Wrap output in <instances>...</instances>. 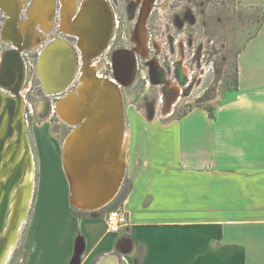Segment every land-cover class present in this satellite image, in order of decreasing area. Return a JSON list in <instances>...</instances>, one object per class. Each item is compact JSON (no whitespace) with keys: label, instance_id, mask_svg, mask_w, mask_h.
I'll list each match as a JSON object with an SVG mask.
<instances>
[{"label":"crops","instance_id":"0c3cea01","mask_svg":"<svg viewBox=\"0 0 264 264\" xmlns=\"http://www.w3.org/2000/svg\"><path fill=\"white\" fill-rule=\"evenodd\" d=\"M236 86L212 113L126 119L125 175L103 208L73 212L60 169H43L29 264H264V18L237 55ZM112 208L128 219L118 234Z\"/></svg>","mask_w":264,"mask_h":264},{"label":"rangeland","instance_id":"374dc122","mask_svg":"<svg viewBox=\"0 0 264 264\" xmlns=\"http://www.w3.org/2000/svg\"><path fill=\"white\" fill-rule=\"evenodd\" d=\"M85 1L77 0L76 6L80 8ZM106 1L115 27L110 49L104 51L98 60L99 64L102 61L106 63L100 73L114 79L111 55L120 48L135 50L139 65L135 79L121 85L125 98L126 129V119L134 117L174 119L197 107L213 109L228 92L236 89L237 55L258 31L264 18L263 9L242 6L236 0ZM34 2L27 0L19 14L18 27L23 34H26V21L30 20ZM161 3L163 6H160ZM62 12L63 0H55V9L51 13L53 24L48 28L37 24L33 45L20 52L26 66L20 94L24 122L36 163V184L28 217L21 226L16 244L9 247L10 256L8 254L4 264H29L25 247L28 238L30 248L33 250L36 247L32 220L40 211L43 169L50 173L51 168H59L66 181L67 196L70 192L62 148L66 136L76 125L67 124L59 117L57 104L61 97L77 91L82 74L79 70L66 90L51 94L45 90L37 67L43 49L57 37L69 41L74 49L77 46L74 36L62 32ZM8 19V13L0 5V59L9 49H17V44L3 38ZM98 69L100 71L99 66ZM71 208L77 212L74 205Z\"/></svg>","mask_w":264,"mask_h":264},{"label":"bare ground","instance_id":"6f19581e","mask_svg":"<svg viewBox=\"0 0 264 264\" xmlns=\"http://www.w3.org/2000/svg\"><path fill=\"white\" fill-rule=\"evenodd\" d=\"M26 1L0 0V5L9 15L5 30H3V38L17 44L18 52L33 45L37 24L46 28L53 24L51 13L55 9V0H35L30 10V20L26 21V34H23L19 30L18 22L19 14ZM76 2L77 0H63L62 32L79 39V47L85 55L86 63L84 64L86 65L83 68L77 91L62 97L57 104V111L65 123L76 125L66 136L62 148L64 168L71 193L70 199L81 209L94 210L92 207H95V197L98 198V206L106 203L105 194L110 189L117 170V166L112 164L104 174L106 180L104 185H99V181L92 171L94 156L99 152L101 146L105 150H109L108 148L111 146V153H106L103 156V161L113 160L118 165H124L127 162L125 154V98L119 82L115 79L102 77L96 73L97 69L92 64V60L105 50L111 38L113 18L109 4L105 0H86L78 8ZM90 5L93 6V9ZM143 42L145 43V36ZM75 52L73 45L61 37H57L44 48L37 67L47 92L59 94L72 84L77 75L78 65ZM130 55L132 56L133 52ZM134 56L135 53L131 59L120 52L115 59V73L123 85L131 83L136 76ZM20 67V64L9 65L8 60H5L0 72V74L2 73L0 80L13 83L5 87L0 82V114L4 113L0 124V141L4 140L3 143L1 142L3 145H0V204L4 195V191L1 189L2 184L6 183L19 163L25 162L26 167L22 181L14 187L8 201L5 226L0 232V240L4 238V246H7L4 252L2 250L0 253V264L6 263L9 247H13L17 242L21 226L28 217L36 184V163L24 122L20 92L17 93L25 76V71L16 74ZM15 69L16 81L11 79ZM108 83L114 87L110 89L111 87L107 86ZM14 85L18 87L13 88ZM10 89H13L15 94L12 95L4 91ZM60 90L62 91L59 92ZM16 108L19 109V113L17 117H14L17 113ZM84 115L86 116L82 120ZM10 130H12V135L8 136ZM92 132H95L96 135H93ZM98 135L100 138H97ZM80 137H86V140L82 138L79 142ZM81 147L82 149H80ZM114 258L116 264H119L118 259ZM103 264H112V262Z\"/></svg>","mask_w":264,"mask_h":264},{"label":"water","instance_id":"95a60500","mask_svg":"<svg viewBox=\"0 0 264 264\" xmlns=\"http://www.w3.org/2000/svg\"><path fill=\"white\" fill-rule=\"evenodd\" d=\"M90 6L92 7L91 9H93V6L92 5H90ZM111 16L113 18V14L112 13H111ZM107 28H109V25H107ZM93 34L95 36V33H93ZM101 41H102V39H101ZM75 51H76V49H75ZM119 52H123L125 56H129L131 59H133L132 56L130 55L129 50H120ZM13 57H15L16 60H14ZM115 59H116V57L114 56V64H115ZM5 60H8L9 65L10 64L11 65H14V64L15 65L16 64H20L21 65V62H22L21 61V57H20V53L18 52V50L16 51L15 49H11V50L6 51V53L4 54V56L2 58V64L5 63ZM1 67H2V65H1ZM15 73H16V69L13 70V74L11 75L12 76L11 79H14V81H16V74ZM4 77H5V74H4ZM115 81L119 82V85L120 86L123 85V83L120 81V79L118 78V76H117L116 73H115ZM1 82H2V85L5 86V87L10 86L11 84H13V83H7V82H5L3 79H1ZM107 86H110L111 87L110 89H112L114 87V86H112L109 83H108ZM97 88H99V86H97ZM19 90L17 91V93L20 92ZM61 91L62 90H60L59 92H61ZM11 93H13V92H11ZM117 95H118V93H117ZM85 116L86 115H84L81 119L84 120V117ZM3 117H4V113H1L0 114V124L2 123ZM92 134L93 135H96L95 132H92ZM11 135H12V130H10L8 136H11ZM82 138H83V140H86V137H80L79 142H81ZM97 138H100V136L98 135ZM90 139H91V136H90L89 140ZM1 142L3 143L4 140H1L0 141V145H3ZM110 147L111 146H109V148H108L109 150H105L101 146V149L94 156V159H93L94 165H93L92 171L94 172L95 177L99 181V185H104V182L106 181L104 179V174L106 173L107 169L110 168L112 164H114V165L117 166V170L115 171L114 181L112 182V184L110 186V189L107 190L106 191V194H105V200H107L106 203L103 204L102 206H98L97 203L99 201H98V198L95 197L96 198L95 199V202H96L95 203V207H92L94 209L103 208V207L107 206L114 199V197L116 196V194H117V192H118V190L120 188V185L122 183V180L124 178V175H125L126 164H124V165H122V164L121 165H118V163L116 161H113V160L112 161L110 160V161H107V162L105 160L103 161V158H104L103 156L106 153H108V152L111 153V148ZM80 149H82V147ZM80 153H81V151L79 152V154ZM83 159H85V158H83ZM25 168H26L25 167V162L19 163L14 168L13 173L7 179L6 183L2 184V186H1V189L4 191V195H3L2 202L0 204V232L3 230V228L5 226L6 216H7V213H8V201H9V198H10V194H11L12 190L14 189V187L18 186L20 184V182L22 181L23 175H24V172H25ZM68 177L70 179V176H68ZM71 202H72V204L74 206L79 207V206H77L72 201V199H71ZM3 239L0 240V253L3 250V248H4V240ZM114 257H116L118 259V257L115 254H106L105 256H103L102 258H100L96 264H103L104 262H112V264H116ZM118 261H119V259H118ZM119 264H120V262H119Z\"/></svg>","mask_w":264,"mask_h":264},{"label":"flooded vegetation","instance_id":"af4514ba","mask_svg":"<svg viewBox=\"0 0 264 264\" xmlns=\"http://www.w3.org/2000/svg\"><path fill=\"white\" fill-rule=\"evenodd\" d=\"M106 1V0H105ZM155 3H156V0H155ZM154 3V4H155ZM160 6H163V3H161L160 4ZM80 7H81V5H80ZM112 7V6H111ZM154 8V5L151 7V9H153ZM150 12H151V10H150ZM150 17V14H149V16L147 17V19L145 20V24H146V22H148V18ZM142 20H143V18H142ZM62 23H63V19H62ZM115 25V20H114V23H113V27H115L114 26ZM147 30V29H146ZM114 32V29L112 30V34H114L113 33ZM111 34V38H110V40H109V43H108V45L106 46V48H105V50H103L102 51V53L100 54V55H98L97 57H95L93 60H92V64L94 65V66H97V67H95L97 70H96V73H98V74H100V75H102L100 72L103 70V68H102V66L104 65H106V63L104 62V61H102V63H98V60H100L99 59V57H101L108 49H110V44H111V42H112V39H113V35ZM73 38H75L76 39V42H77V46H75V49H76V53H77V60H78V65H77V73H78V71L80 70V72H81V74L83 73V68H84V66L86 65V64H84V63H86V61H85V55H84V53L80 50V48H79V42H78V38L76 37V36H74ZM147 38H149V32H148V30H147ZM17 46V45H16ZM9 50H11V49H9ZM16 50V49H15ZM120 50H129V49H126V48H120V49H117L116 51H114L113 53H112V55H111V64H112V72H113V75H114V79H115V66H114V56L115 57H117L118 55H119V51ZM17 51V50H16ZM105 51V52H104ZM130 52L132 51L133 52V55H134V51L133 50H129ZM78 52H80V54L78 53ZM131 52V53H132ZM20 53V52H19ZM130 53V54H131ZM116 54V55H115ZM132 55V56H133ZM20 57H21V67L18 69V71H17V73L16 74H19V73H24V71L26 72V66H25V62H24V60H23V58H22V56H21V54H20ZM2 58H3V56H2ZM15 58V57H14ZM134 59H135V66H136V69H137V73H138V69H139V65H138V59H136V55L134 56ZM14 60H16V58L14 59ZM0 61L2 62V59H0ZM127 62V61H126ZM98 63V64H97ZM4 64V63H3ZM3 64H1L2 66H3ZM1 65H0V72H1V70H2V67H1ZM98 66L100 67V71H99V69H98ZM1 76H2V73L0 74V78H1ZM102 76H104V75H102ZM105 77V76H104ZM105 78H107L108 79V77H105ZM109 79H112V78H109ZM135 79V78H134ZM133 79V80H134ZM132 80V81H133ZM0 82H1V80H0ZM15 87H18L17 85H14V87L13 88H15ZM9 92L11 93V92H13V93H11L12 95L13 94H15V92L13 91V89L11 90H9ZM20 96H21V94H20ZM22 100V99H21ZM16 112V114H15V116L14 117H17V115H18V113H19V109L17 110V108H16V110H15Z\"/></svg>","mask_w":264,"mask_h":264},{"label":"built area","instance_id":"2783aa9c","mask_svg":"<svg viewBox=\"0 0 264 264\" xmlns=\"http://www.w3.org/2000/svg\"><path fill=\"white\" fill-rule=\"evenodd\" d=\"M107 227L109 232L118 234L127 225V215L120 208H112L107 212L106 216Z\"/></svg>","mask_w":264,"mask_h":264},{"label":"trees","instance_id":"16d2710c","mask_svg":"<svg viewBox=\"0 0 264 264\" xmlns=\"http://www.w3.org/2000/svg\"><path fill=\"white\" fill-rule=\"evenodd\" d=\"M209 111L212 113V109H209Z\"/></svg>","mask_w":264,"mask_h":264}]
</instances>
